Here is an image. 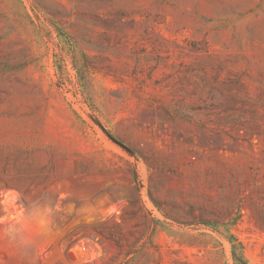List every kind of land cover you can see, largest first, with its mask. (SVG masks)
<instances>
[{
  "label": "rangeland",
  "instance_id": "1",
  "mask_svg": "<svg viewBox=\"0 0 264 264\" xmlns=\"http://www.w3.org/2000/svg\"><path fill=\"white\" fill-rule=\"evenodd\" d=\"M0 264H264V0H0Z\"/></svg>",
  "mask_w": 264,
  "mask_h": 264
},
{
  "label": "trees",
  "instance_id": "2",
  "mask_svg": "<svg viewBox=\"0 0 264 264\" xmlns=\"http://www.w3.org/2000/svg\"><path fill=\"white\" fill-rule=\"evenodd\" d=\"M111 139H114V138H112L111 136H109Z\"/></svg>",
  "mask_w": 264,
  "mask_h": 264
}]
</instances>
